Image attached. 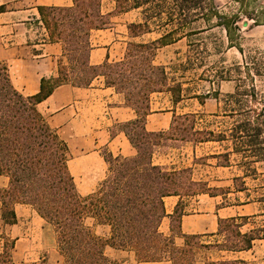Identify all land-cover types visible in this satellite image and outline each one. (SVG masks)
Listing matches in <instances>:
<instances>
[{"label":"trees","instance_id":"1","mask_svg":"<svg viewBox=\"0 0 264 264\" xmlns=\"http://www.w3.org/2000/svg\"><path fill=\"white\" fill-rule=\"evenodd\" d=\"M113 3L114 9L108 13L102 11V0H72L71 6L38 7L49 39L62 45V58L58 60L56 76L42 78L36 94L25 96L16 90L6 63L0 62V175L7 178L6 186L0 187L1 220L14 224L15 205L31 207L53 229L61 264H123L107 256L106 247L132 252L136 262L171 264H195L194 250L201 247L228 252L250 250L255 240L264 239V224L242 232V221L248 216L218 219L216 235L224 233V243L199 245L195 240L200 235L180 231L181 200L170 215V234L162 233L159 226L166 216L163 199L169 195L181 198L208 194L219 196L221 207L245 202L264 204V185L262 193L250 199L240 177L232 179L233 191L230 187H209L193 179L191 168L154 164L152 155L170 139L194 144L230 140L233 153L249 150L254 158L251 162L264 159V147H260L264 144V137L260 138L264 103L256 111L247 105L250 100L246 99H254L255 91L250 94L239 90L248 80L264 77V50L244 57L242 67H237L242 77L238 78L234 92L225 95V101L231 100L233 105L226 103L223 112L239 118L230 134L224 131L214 138L213 131L198 128L196 112L174 113L167 130L149 132L144 122L153 93H168L173 105L186 99L182 85L175 82L165 66L154 63L157 49L179 39L174 36L183 33L184 28L188 29L186 36L198 35V28L189 27L197 20L209 22L216 18L218 25L229 33L227 22L238 16L220 15L205 0H113ZM3 9L0 6V12ZM130 10L139 13V20L128 24L130 37L136 39L127 43L123 58L117 61L106 58L99 65H90L91 32L108 28L112 15ZM169 25L173 26L168 29ZM148 32H159V37L144 41L141 37ZM98 77L122 94L125 104L134 110L136 118L120 128L136 153L131 157L113 156L104 149L101 155L107 164L105 176L95 190L81 195L68 167V145L37 105L61 84L87 87ZM194 98L203 104L200 95ZM229 155L227 151L216 155L225 158L217 166H229ZM230 192L244 193L245 199L240 201L236 195L235 201H230L227 197ZM261 215L264 217V212ZM88 219L93 221L92 225L87 223ZM93 225L108 226V236L96 234ZM175 236L182 237L181 246L175 244ZM0 241V264H15L11 253L14 242L5 235H0ZM207 264L249 262L236 257Z\"/></svg>","mask_w":264,"mask_h":264},{"label":"crops","instance_id":"2","mask_svg":"<svg viewBox=\"0 0 264 264\" xmlns=\"http://www.w3.org/2000/svg\"><path fill=\"white\" fill-rule=\"evenodd\" d=\"M108 1L110 7L105 11L102 10L104 13L114 9L113 0ZM71 5L72 0H0V6L4 8L0 12V62L6 63L13 87L23 95L36 94L42 78L56 76L57 63L62 58V45L60 42L49 39L38 7ZM138 16L139 13L136 10L112 15L108 28L92 31L90 34L91 48L88 53L89 64L99 65L106 58L111 61L122 59L127 43L136 39L130 37L128 24L138 21ZM158 37L159 34L148 32L141 38H146L144 41H151ZM168 46L170 45L158 48L154 59L161 49ZM182 103L173 105L170 95L166 92L153 93L149 101L150 110L144 122L145 129L149 132L167 130L173 114L179 113ZM154 104L159 107L154 108ZM37 108L48 124L67 143L69 153H73V159L69 160L72 162L70 167L68 164V167L74 177L78 192L83 195L95 190L105 176L107 164L100 149L105 148L113 156L131 157L136 153L120 128L122 124L134 120L136 114L125 104L123 95L116 92L113 87L106 86L102 77L95 78L87 87L73 86L69 83L61 84L55 87L45 100L38 103ZM216 182L222 183L223 181L217 180ZM223 183L216 187L232 189L231 179L230 182L224 181ZM184 198L178 195L164 197L166 216L162 218L159 226L162 233L170 234V215L180 200L183 205V214L179 222L181 233L201 237L216 236L218 219L240 216H248L250 219L260 216L263 212L259 202H245L221 207L219 206L220 197L208 194L187 197L188 204L198 208L187 211L183 203ZM90 221L89 224L92 225L93 221ZM93 229L100 236H108L109 227L106 225H93ZM174 241L177 246L183 244L182 237L175 236ZM260 241L264 239L255 240L252 248L247 251H218L224 254L221 259L236 258L243 253L251 252L255 243ZM116 252L117 254L122 252L128 254L132 264H171L169 261L136 262L132 252L111 247L105 248V254L110 258L116 259L114 257Z\"/></svg>","mask_w":264,"mask_h":264},{"label":"rangeland","instance_id":"3","mask_svg":"<svg viewBox=\"0 0 264 264\" xmlns=\"http://www.w3.org/2000/svg\"><path fill=\"white\" fill-rule=\"evenodd\" d=\"M205 2L212 5L220 15L228 18L238 16L230 23L227 22L230 27L229 33L218 25L216 18L209 22L197 20L189 27L198 28L199 34L186 36L188 29L184 28L183 33L174 36L180 37L179 39L158 52L154 63L165 66L167 73L185 89L184 95L187 100L183 101L178 112H196L197 127L213 131L215 138L224 131L230 134V128L239 119L237 115L231 118L229 114L223 112L226 103L233 105L231 100L225 101V95L234 92L238 78L242 77L237 67H242L246 55L261 54L264 50V0H205ZM109 7L108 0L102 2V10L105 11ZM172 26L169 25L167 28ZM239 90L249 91L250 94L253 93L252 90L255 91L254 99L246 98L250 100L247 105L259 111L264 103V77L248 80ZM196 95H200L203 104L194 98ZM155 107L159 106L154 104ZM260 119L263 124L261 138L264 137V114ZM260 147H264V144ZM104 149H100V153ZM225 151L230 153L229 167L217 166V163H224L225 158L216 155ZM69 155V160H72L73 153L70 152ZM252 160L254 158L251 157L249 150L233 153L230 140L194 144L191 141L170 139L167 140L166 146L157 148L152 155L154 163L175 168H191L193 179L205 182L209 187L223 185L224 181L230 182V179L240 177L248 189L246 193L250 195V199L262 193L261 186L264 185V159L257 162H251ZM71 162L68 163L69 167ZM217 180L223 182L217 183ZM6 181L5 176L0 175V187H3ZM231 186L233 191V185ZM230 193L227 196L230 201H235L236 195L240 201L245 199L244 193ZM187 201L188 198L185 197L183 203L187 211L198 209ZM260 207L264 212V204ZM15 213L14 224H5L0 218V235H5L14 242L11 253L15 264H61L51 226L39 218L29 206L17 204ZM90 222L88 219L87 223ZM242 222L244 225L241 231L245 232L264 224V217L260 215ZM225 238L226 235L222 233L212 237H200L195 243L212 245L224 243ZM223 255L216 247H201L194 250L193 258L196 264H207L221 259ZM114 257L123 264H132L128 254L124 252L120 254L116 252ZM237 257L247 260L249 264H264V241L256 242L251 252Z\"/></svg>","mask_w":264,"mask_h":264}]
</instances>
